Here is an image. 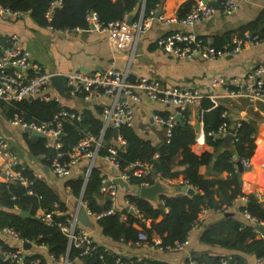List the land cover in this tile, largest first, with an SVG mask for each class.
Returning <instances> with one entry per match:
<instances>
[{
    "label": "crops",
    "instance_id": "crops-1",
    "mask_svg": "<svg viewBox=\"0 0 264 264\" xmlns=\"http://www.w3.org/2000/svg\"><path fill=\"white\" fill-rule=\"evenodd\" d=\"M195 1L161 0L157 8L160 10L158 17L153 16L151 20H148L147 27L126 45L118 44L107 32L98 31L91 27L56 30L49 25L37 24L31 18L29 12L7 14L2 12L3 8L0 7V46L8 45L11 36H16L32 61L39 63L48 72L62 75L63 80L65 73L70 71L93 73L108 69H128L129 74L133 76V81L141 76H147L158 80L163 85L199 89L204 94L201 100L208 98L214 106L221 107V116L227 123L224 133H231L235 136L232 130L239 122L251 120L254 122L257 138H264V102L252 101L244 96H236L231 93L232 90L244 88L242 86L254 82L256 77H252V74L255 68L264 63V37L244 41L237 53L219 55L214 58H202L196 54L190 59H179L165 53L156 44V39L159 37L178 30L193 32L214 47L219 45V48H224L230 44L234 46L236 39H242L238 37L239 29L257 20L261 12L264 11V0H238V7L232 13H223L217 10L208 21L197 22L190 26L179 23L177 18L186 11L185 7H181V5L190 2L189 8H191ZM56 3H58L57 0H55L53 8L58 7ZM138 10L139 8L137 7L130 12L134 14L133 20L138 17ZM259 77L264 79V74ZM219 78L224 81L212 85V81ZM44 94L54 96L61 105L74 109L79 114L88 112L100 119L103 107L109 105L113 100L112 96L105 94L89 99H85L81 95L62 97L52 84L43 89L36 97L42 99ZM201 100L198 104H190L185 110L186 114H184V117L190 119L189 124L194 129L195 137L191 150L198 156L204 152L212 153L214 151L213 146L207 142L204 133L202 118L204 110L201 108ZM131 105L133 109L131 126L136 134L142 139L150 141L153 145L159 146L164 143L165 127L161 122L156 121L153 116L155 114L161 116H167L170 113L175 114L176 107L150 99L145 94H142L140 99L132 102ZM0 135L8 143L10 152L15 154L18 162L17 166L27 167L32 172L33 177L45 182L55 192L62 208L64 207V210L60 209L63 215L72 216L78 211L77 226L86 229L100 245L119 252L125 258L142 257L164 260L169 264H191L190 260H194L192 252H206L214 256H221L224 259L221 264H228L229 260H226V258H230L232 254L242 256L244 264H260L253 253L228 248L219 243L201 242L200 239L203 231L219 225L225 217H231L232 220L240 222L242 226L251 224L254 230V238L264 240V234L254 228L257 223L264 226V222L252 221L247 213L241 211V206L245 203L247 194H254L258 202L264 205V145L261 144L263 140L255 148L254 155L249 160V167L239 171V179L242 183L241 191L244 196L234 198L232 205L225 207L221 211L203 208L206 209V212L201 220H197L194 223L196 224L195 226H191L190 231L186 235L188 242L185 245L178 249L159 250L135 243L129 244L120 240H112L101 233L100 228L95 225V220H92L88 215L93 222L92 226L84 225L79 221V213L82 210L84 211L83 202L85 201L83 193L81 190L79 194H75L67 181L78 177H82L85 180L88 177L87 172L90 173L91 167L98 169L104 178L113 179L119 177L117 168L104 157L96 156L92 162L88 158H81L70 167L67 176L58 177L47 165L45 156L32 153L29 147L28 140L39 136L32 135L20 125L9 122L4 114L3 107H0ZM46 139L48 140L47 145L54 144L53 139ZM218 139L221 140L218 150L220 152L226 151L222 149L223 139L221 137ZM113 142L117 144L123 143L118 135L117 137L114 136ZM234 142L235 140H232L230 143L231 150ZM159 154L157 151L155 156ZM198 172L205 179L213 177L223 179L227 176L225 172L215 174L211 167L207 165H199ZM183 176L184 174L181 172L176 178L160 180L168 190L166 195L178 194L181 192L180 187L182 185L188 186L183 181ZM126 181L128 182V180ZM0 183H7L6 178L1 173ZM128 193L120 186L118 187L115 205L119 213L126 208L125 199ZM214 198L219 200V194L215 193ZM96 199L99 204H104L106 201V197L103 194H100ZM58 205L60 204L58 203ZM1 208L3 207L0 206ZM14 210L18 211L19 209L16 207ZM26 210H30V216L31 208ZM21 211L23 210L20 209ZM42 213H45L42 208L34 210V216ZM160 218L161 216L157 220ZM149 223L150 221L146 220V224L149 225ZM133 226L141 229L136 223H133ZM213 235L222 237L226 234L220 232L218 234L213 233ZM151 240H159L161 242L159 236L156 235H152ZM0 242L13 247L17 245L5 237L1 228ZM27 250H29L28 253L33 252L37 255L43 263L53 264L52 258L47 251L35 250L34 247ZM2 251L3 249L0 247L1 262ZM194 261L198 264L196 260Z\"/></svg>",
    "mask_w": 264,
    "mask_h": 264
},
{
    "label": "trees",
    "instance_id": "trees-1",
    "mask_svg": "<svg viewBox=\"0 0 264 264\" xmlns=\"http://www.w3.org/2000/svg\"><path fill=\"white\" fill-rule=\"evenodd\" d=\"M54 0H0V7L8 9L14 13L29 12L31 18L39 25H49L56 30L89 28L87 15L94 12L99 21L107 24L110 21L123 19L127 13L139 8V0H58L60 5L52 11L51 18L46 16V12L51 7ZM161 0H145L143 16L147 17L150 12L159 7ZM185 7V13L190 9V2L181 5ZM184 13V14H185ZM184 14H181L183 16ZM256 35L258 38L264 37V11L261 12L257 20L250 22L239 29L238 37L243 38L245 33ZM215 45V44H214ZM230 44L227 47L231 48ZM219 48V45H215ZM223 47V46H222ZM0 107H3L7 118H13L17 115L22 121L36 123L52 122L53 116L61 109L68 112H75L67 106L51 98L48 100L35 97L32 100L22 99L11 104L0 100ZM203 111L202 118L204 122V133L207 142L213 146L214 151L204 152L200 156L191 150L194 142V129L183 117V123H176L171 130V136L168 142H164L167 148V154L171 163H168L163 155L157 153V145L139 137L132 126L122 125L118 128L117 135L120 136L123 143L113 142L114 133L108 128L103 133V139L107 144L117 145V159L120 163V169L127 172L128 183L132 186H140L146 182L153 184L156 180L166 178H176L182 172L183 181L194 189L193 194L180 192L178 194L160 196V202L156 205L152 201L139 197L133 193L126 194V199L132 202L139 210L141 218L135 213L127 210L126 219L120 218L119 212L103 215L96 219L95 225L101 230V233L115 241L120 239L124 243L134 244L138 232L146 234V241L152 243V235L159 236L162 246H174L176 242H181L191 229V226L197 221L198 214L203 208L213 210H223L232 205L233 199L244 196L241 191L240 172L236 166V160L248 159L254 155L255 148L264 138H257L255 134L254 122L251 120H242L232 130L236 137L233 144L232 153L229 151L220 152L219 146L221 140L209 135V132H217L222 124H227L221 116V107L214 106L208 99L201 100ZM78 118H62L61 132L62 136L56 139L60 145L57 148L54 144L47 145L48 140L43 137H33L29 141V147L34 154H43L50 165L52 158L57 151L64 154L70 150L85 134L98 136L101 131V119L85 112L79 114ZM186 114V113H185ZM164 117L166 115H163ZM123 146V147H121ZM101 150L100 154H104ZM213 157L215 159L213 160ZM140 161L151 166V173L143 176L132 175V169L127 168L129 164ZM199 165H207L215 174L226 173V177L219 179L216 177L205 179L198 172ZM127 168V169H126ZM24 173L32 179L33 193L26 192V188L21 184L14 182L0 183V228L10 226L19 231L24 238L35 240L36 242H45L48 247V253L58 257L65 253L67 239L56 224L47 225L37 216H34L36 208H42L45 212H50L54 204L58 203L59 209L62 208L61 202L55 192L47 186L45 182L32 176V172L25 167ZM100 171L91 167L87 180L82 177L72 178L67 181L75 194L82 190L83 199L88 208L96 213L106 210L109 207V201L104 204L97 203L96 197L100 196L101 185ZM218 193L220 199L216 200L214 194ZM12 196H15L13 199ZM159 206H163L165 213H161ZM18 207V211L14 208ZM31 208V215L23 217L21 210ZM241 211L247 213L257 221L264 222V205L260 204L254 194H247L245 203L241 206ZM66 215H53V220H63ZM161 218L157 220L159 217ZM149 220V225L146 224ZM133 223L140 226L135 228ZM223 232L226 235L215 237L213 233ZM201 242L219 243L232 249H240L246 253H253L260 264H264V240L254 238V230L251 224L241 225L240 222L232 220L231 217H225L219 225L203 231ZM3 250H14L15 247L0 242ZM78 249H71L69 256L72 258L77 254ZM102 254L99 257V254ZM193 259L198 264H221L224 261L221 256H214L206 252H192ZM228 264H244L240 255L232 254ZM146 264H169L164 260L146 259ZM1 263V256H0ZM114 256L112 250L99 246L97 253H90L75 260L72 264H113ZM27 264V260L24 261Z\"/></svg>",
    "mask_w": 264,
    "mask_h": 264
},
{
    "label": "built area",
    "instance_id": "built-area-1",
    "mask_svg": "<svg viewBox=\"0 0 264 264\" xmlns=\"http://www.w3.org/2000/svg\"><path fill=\"white\" fill-rule=\"evenodd\" d=\"M54 2L55 0L46 12V16L49 19L51 18L52 9H54L53 7L55 6ZM210 2H216L218 8H215ZM238 4V0H196L193 6L183 16L177 18V21L187 26L201 21H208L213 17L217 10H220L223 13H232L237 9ZM59 5L60 2L58 1L56 6ZM1 11L7 14L14 13L4 8ZM143 11L144 3L141 2L138 10V17L133 20L131 24L126 22V15L123 19L110 21L107 24H104L98 20L97 15L94 12L88 13L87 22L89 27L98 31L107 32L118 44L121 43L126 45L147 27L148 20H151L155 13L151 11L149 16L144 17ZM256 38V35L246 33L242 39L235 40L233 47L216 48L193 32L174 30L156 39V44L165 53L171 54L179 59H190L196 54L200 55L202 58H214L219 55L237 53L241 49L244 41L249 39L255 40ZM52 74L53 73L46 71L39 63L34 62L29 58L28 52L22 47L16 36H11L8 45L0 46V100L11 104L15 101L26 99L29 96L36 97V95L40 94L43 89L51 84ZM262 74H264V63H261L255 68L252 77L256 78L253 83L242 86L244 88L232 90L231 93L236 96H244L246 99L252 101L264 102V79L259 77ZM129 75L128 69H108L93 73L82 71H70L65 73V90L69 96L81 95L83 98L89 99L105 94L112 96L113 100L109 105L104 106L101 111L100 116L102 125L98 136L85 134L65 154L57 151L49 165L50 169L56 176H67L70 167L81 158H88L92 162L96 156H102L117 168L120 178L128 180L129 174L120 169V163L117 159V145L107 144L104 141V131L108 128L112 129V127L119 128L122 125L131 126L133 122V109L131 103L138 101L141 95L145 94L150 99L176 107L175 114L170 113L165 117L158 114L153 116L156 121L161 122L164 125L165 141L168 142L171 136V130L177 123L175 117L179 116L182 120L186 108L190 104H198L204 95L199 89L167 86L161 84L158 80L147 76H141L132 81L130 80ZM223 81L222 78L213 80L212 85L222 83ZM51 98L55 97L48 94L42 96V99L44 100ZM78 117L79 115L75 112H68L65 109H61L52 118V122L54 123L53 126L45 122H25L17 115L13 118H8V121L13 124H18L22 128L28 127L41 132L48 138L53 139L54 145L58 148L60 144L56 142V139L61 132L62 118ZM187 121L189 122L190 119H187ZM226 126L225 123L222 124L217 132H209V135L217 138L218 134H223L226 131ZM235 139L236 137L234 136V140ZM101 150H105V153L102 155L100 154ZM240 161L244 168L249 167L250 163L248 159H241ZM17 165L18 162L15 154L10 152L8 143L0 135L1 175L6 178L7 182L21 184L26 188L27 193L32 194V179L24 173V166L18 167ZM127 168L132 169V175L134 176H143L151 173V166L140 161L129 164ZM88 173L89 172H87V176ZM141 185L150 184L143 182ZM118 187L119 185L113 179H107L104 177L101 179L100 192L106 197V200L109 201V207L106 210L96 213L88 208L86 202H83L84 211L92 220H96L103 215L118 212L115 205ZM12 198L14 199L15 196H12ZM242 199L244 200V198ZM125 205L127 210L135 213L141 218L138 208L132 202L125 199ZM205 212L206 209H203L200 214H198L197 220H201ZM54 214H62L56 203L54 204L52 211L37 215V217L47 225L56 224L67 239L64 254L54 257L52 254L48 253L52 258L53 264H72L82 256L90 253H97L98 247L101 245L95 241L93 236L86 229L77 226L78 211L72 216H66L63 220L56 222L53 220ZM119 214L122 220L126 219L127 216L125 212H120ZM250 219L257 222L256 219L252 217H250ZM195 225L196 224H193V226ZM1 231L8 240L17 245L14 250L2 251V262L0 264H24L25 260H27V264H45L33 252L28 253L29 250L23 248L24 243H30L35 250H44L48 252V247L45 242L38 243L35 240L24 238L20 235L19 231L10 226H3ZM146 238L144 232H138V240L135 244L162 250L171 248L178 249L188 242V238L186 237L183 242H176L172 247L160 245L159 240H154L152 243H148ZM120 241L122 240L120 239ZM71 249H78L77 254L72 258L69 256ZM112 252L114 256L113 264L147 263L145 258L142 257L128 259L123 257L119 252ZM101 256L102 254L100 253L99 257ZM190 263L196 264L194 260H190Z\"/></svg>",
    "mask_w": 264,
    "mask_h": 264
},
{
    "label": "water",
    "instance_id": "water-1",
    "mask_svg": "<svg viewBox=\"0 0 264 264\" xmlns=\"http://www.w3.org/2000/svg\"><path fill=\"white\" fill-rule=\"evenodd\" d=\"M139 2L144 3L145 0H139ZM211 5H213L215 8H218V5L216 2H210ZM160 10L157 9L154 13L155 17H158ZM133 15L132 13H128L127 14V18H126V22L128 24H131L133 22ZM132 75H129L130 80L133 81L132 79ZM51 84L54 86V88L56 89V91L58 92V94L62 97H67L69 96L65 90V83L64 80L62 78V75L60 74H52L51 76ZM29 100L33 99V96H29L28 97ZM177 122L182 124L183 121L181 120V118L179 116L175 117ZM24 130L26 132H30L32 135L35 136H39V137H43V138H48L46 135L42 134L41 132L34 130V129H30V128H24ZM114 136L117 137V133H118V128L117 127H112ZM63 133L60 132L59 136H62ZM222 138L224 143L222 146V149L224 150H229V152L233 155L232 150L230 149V143L232 140H234V136L231 133H223V134H218L217 138ZM123 147V146H121ZM157 151L163 155V157L166 159V161L168 163H171L170 157L167 154V148H166V144L162 143L158 146ZM234 159L236 158L235 155H233ZM215 159V157H213V160ZM236 166L237 169L239 171L244 170V167L242 165V162L237 159L236 160ZM87 179L85 178V181ZM113 180L121 187L124 189L125 192H129V193H133L139 197H144L150 201H152L155 204H158L160 202V196L163 194H166L168 192L167 188L159 181L156 180L153 184L150 185H141V186H131L126 180H123L120 177H115L113 178ZM181 192L187 193V194H193L195 191L191 186H187V185H182L180 187ZM159 210L161 213H165V209L163 206H159ZM30 214V210H23L21 211V215L22 216H29ZM79 221L82 222L84 225L87 226H92L93 222L89 219V217L87 216L85 211H81L79 213V217H78ZM254 228L258 231H260L261 233L264 234V226L260 225V224H255ZM23 248L24 249H31L33 248L31 246L30 243H24L23 244Z\"/></svg>",
    "mask_w": 264,
    "mask_h": 264
}]
</instances>
